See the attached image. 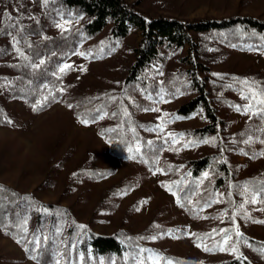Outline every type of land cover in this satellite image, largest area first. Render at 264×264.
Segmentation results:
<instances>
[{
  "label": "rangeland",
  "instance_id": "1",
  "mask_svg": "<svg viewBox=\"0 0 264 264\" xmlns=\"http://www.w3.org/2000/svg\"><path fill=\"white\" fill-rule=\"evenodd\" d=\"M126 1L153 17L164 15L193 20L249 14L264 19V0ZM14 8L21 22L34 20L44 25L45 35H85L80 32L83 16L68 11L56 0H48L47 4L44 0H21L15 2ZM110 29L108 25L95 37L80 38L78 50L59 67L60 72L65 64L71 66L59 73L63 84L72 85L76 92L116 94L127 67L134 60L133 48L140 43L141 36L134 29L124 38H114ZM181 53L169 50L158 72L156 92L142 98L143 106L132 107L134 113L155 127L159 137L169 141L155 168H150L135 152L121 157L114 155L112 144L100 132L99 122L82 124L69 107L70 101H58L45 110L33 112L22 99H12L8 107L16 121L11 126L0 125V183L23 191H36L46 202L72 205L78 216L84 221H93L98 231L112 233L122 229L135 235L137 240L146 237L139 241L144 249L150 250L148 256L156 257L155 261L152 259L156 263L160 262V256L154 252L159 251L205 263L241 256L254 264H264V254H255L247 245L246 237L251 235L264 240V223L259 222L264 221V205L258 192L246 188L236 194L229 183L225 189L218 190L212 203L198 215L190 214L177 203L179 194L174 182L187 170V159L213 151L217 144L212 137L206 138L209 143H203L191 135L193 129L204 124L201 116L175 118L180 117L176 108L185 96L171 94L163 81L167 73L175 76L185 67L180 62ZM224 54L213 64L215 71L247 74V70H260L264 74V50L228 47ZM81 67L86 71H81ZM227 95L240 101L237 105L241 110L225 104L220 106L226 125L219 139L227 137L226 133L227 138L235 135L249 120L256 118L253 109L244 111L249 101L242 99L240 92ZM68 98L72 101L70 95ZM111 114L103 115L102 121L111 124ZM160 125L162 128L158 127ZM169 133L184 135H175L177 142L173 143ZM241 141L249 147H255V143L264 145L246 131ZM258 150L259 155L245 152L231 155L241 180L263 169L264 147ZM130 155L135 159H129ZM207 173V178L203 175L199 182L201 193L203 183L211 179V174ZM237 226L242 237L236 235ZM221 229L230 230L227 245L221 244L224 235ZM209 233L212 235H205ZM153 236L156 239H151ZM217 244L225 250L221 251ZM233 244L238 248L235 254L231 251ZM205 247L209 250L205 251ZM0 264L37 263L24 257L22 248L0 231Z\"/></svg>",
  "mask_w": 264,
  "mask_h": 264
},
{
  "label": "trees",
  "instance_id": "2",
  "mask_svg": "<svg viewBox=\"0 0 264 264\" xmlns=\"http://www.w3.org/2000/svg\"><path fill=\"white\" fill-rule=\"evenodd\" d=\"M16 1L21 0H0L1 126H11L16 121L8 107L12 99H22L33 112L45 110L58 101H70L71 109L80 120L87 118L90 122H99L100 132L112 144L114 155L130 154L129 148L134 150L139 144V159L155 168L169 141L159 137L155 127L134 113L132 107L143 106L142 98L156 92L158 72L167 53L180 50L183 52L180 62L185 67L175 76L164 75L163 85L171 94L185 96L176 108L178 116L204 118V124L193 129L191 135L200 141L212 137L217 143L213 151L190 157L185 162L187 170L176 184L181 207L198 215L212 203L218 190L225 189L229 183L236 194L246 188L258 192L264 205V167L259 173L241 180L231 159L234 152L259 155L258 149L264 147L258 143L249 147L241 141L246 131L259 143H264V114L259 113V106L254 105L256 118L249 120L244 129L229 138L226 133L227 137L219 139L226 125L220 106L240 103L227 94L238 91L247 95L246 86L240 83L245 79L264 87V74L260 70H247V74H242L218 72L213 68V64L225 56V48L264 50V19L249 14L193 20L164 15L153 17L126 0H56L68 11L83 16L80 32L85 35L55 36L45 35L46 30L40 22H21L15 13ZM108 25L114 38H124L134 29L140 33V43L133 48L134 60L127 67L116 94L76 92L72 85L62 83L59 67L78 50L81 37H95ZM17 48L27 59L19 56ZM44 97H48L46 102ZM105 112L117 113L111 124L102 121ZM110 129L114 131H108ZM205 172L211 174V179L203 183L201 193L199 182ZM0 186V231L22 248L24 257L37 264H139V259H143L144 264H168L169 261L171 264H254L241 256L205 263L159 251L154 252L160 256V262L156 263V257L154 261L147 259L149 252H140L142 243L127 230L98 231L93 221L82 220L72 205L46 202L36 191H23L6 183ZM25 220L27 232L20 227ZM79 225L85 227L81 229ZM35 236L41 238L38 249L33 243ZM246 237L249 248L260 254L264 240L251 235Z\"/></svg>",
  "mask_w": 264,
  "mask_h": 264
},
{
  "label": "snow or ice",
  "instance_id": "3",
  "mask_svg": "<svg viewBox=\"0 0 264 264\" xmlns=\"http://www.w3.org/2000/svg\"><path fill=\"white\" fill-rule=\"evenodd\" d=\"M47 2H48V0H44V3H45V4H47ZM57 26L63 28V25H57ZM13 39H15V38H13ZM16 51L18 52V54H19L20 57H22V58H24V59H27V57L25 56V54H24L19 48H17ZM43 63H44V61L41 60V61H40V64H43ZM33 67H37V65H33ZM70 67H71L70 65L65 64V65L60 69V72H64L65 69H68V68H70ZM80 70H81V71H86V69H84L83 67H81ZM214 75H218V74H214ZM240 83H241L242 85H245V86H246V90H247V93H248L247 95H243V94H242V99H245V100H248V101H249V103L247 104V106L244 108V111H245V112L251 111V110L253 109L254 105H258V106H259V109H258L259 113L264 114V87H261V86H260L257 82H255V81H252V82L250 83L247 79H245V80H241ZM45 87H47V86H45ZM61 90H63V89H61ZM49 95H51V92H49ZM47 99H48V97H44V98H43V101L46 102ZM110 99L115 100V97H110ZM69 107H72V105H69ZM235 107H236L237 111H240V110H241L239 105H236ZM34 110H35V109H34ZM146 110H147V109H146ZM124 112H125V114L127 115V111H126V109L124 110ZM253 114L255 115V114H257V113L254 112ZM103 115H108V113L105 112V113H103ZM111 115H112V116H116L117 113H112ZM165 115H168V114H165ZM101 118H103V116H101ZM175 118H176V119H183V117H175ZM80 122H81L82 124L87 125V124L89 123V120H88L87 118H84V119H81ZM8 123H11V121H8ZM158 127H161V128H162V125H160V126H158ZM108 131H114V129H110V130H108ZM133 131H135V130L133 129ZM175 135L183 136L184 134H183V133H180V134H172V133H169L168 136H169V137H173V143H176V142H177L176 139H175ZM213 139H215V138H213ZM202 142H203V143H209L208 140H204V141H202ZM247 142H248V141H245V143H247ZM189 143H191V142H189ZM148 144L151 145V144H152V141H148ZM185 146H187V145H185ZM133 151H135V153H137V154L140 153L141 149H140L139 144L136 145V147H135L134 150H133V148H131V147L129 148V152H130V153L133 152ZM261 154L264 155V153H261ZM129 159H135V156H134V155H130V156H129ZM156 171H162V170H160V169H156ZM153 174H155V171L153 172ZM73 175H75V174H73ZM203 175H204L205 178H207L208 173L205 172ZM174 183H179V182H174ZM163 186L168 187L167 185H163ZM0 190H2V186H0ZM169 191H171L170 188H169ZM173 195H175V193H173ZM29 199H30V198H29ZM252 202H253V203L256 202V200H255V196H253ZM177 203H180V201L177 200ZM42 210H43L45 213L48 212V209H47V208H43ZM222 215H223V214H222ZM232 219H233V221L235 220V214L233 215V218H232ZM259 222H260V223H264V221H259ZM26 224H27V221L25 220V221H24V224L20 226V227L23 228V231H24V232H27ZM154 226H155V227H159L158 225H154ZM78 227H80L81 229H83L85 226H83V225H79ZM220 231H221L222 233H224V235H223V240H222L221 244H222V245H227V244H228V241L231 239V236L227 234L230 230H229V229H221ZM215 232H216V230L213 229V233H215ZM193 235H195V234H193ZM205 235H206V236H211L212 233L205 234ZM236 235H237L238 237H242V235H243L242 233L239 232V230H238V226H237V229H236ZM44 239L47 240V237H45ZM138 239H146V237H139ZM151 239L154 240V239H156V237L153 236V237H151ZM18 243H19V241H18ZM33 243H34L35 247L38 249V248L40 247V244H41V238H40L39 236H35V237H34V241H33ZM221 244H217V247H219L220 250L223 251V250H225V248L222 247ZM200 246H201L200 244H197V247H200ZM26 250H27V249H26ZM204 250H205V251H208L209 249H208L207 247H205ZM149 251H150L149 249H143V248L140 249V252H141V253L149 252ZM231 251H232L234 254L238 252V248L236 247L235 244H233V245L231 246ZM260 251H261L262 254H264V248L260 249ZM33 258L35 259V257H33ZM147 259H148V260H152L153 257H152V256H148ZM139 264H144V260H143V259H139ZM168 264H171V261H169Z\"/></svg>",
  "mask_w": 264,
  "mask_h": 264
}]
</instances>
